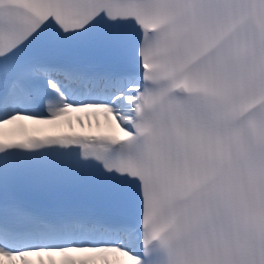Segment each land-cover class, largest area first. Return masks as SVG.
<instances>
[{
  "label": "snow or ice",
  "instance_id": "6c2138e0",
  "mask_svg": "<svg viewBox=\"0 0 264 264\" xmlns=\"http://www.w3.org/2000/svg\"><path fill=\"white\" fill-rule=\"evenodd\" d=\"M0 264H264V0H0Z\"/></svg>",
  "mask_w": 264,
  "mask_h": 264
}]
</instances>
